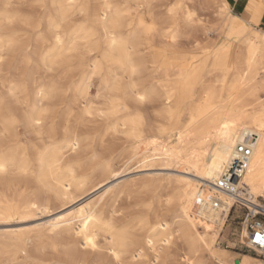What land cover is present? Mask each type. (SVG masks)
<instances>
[{"label": "bare ground", "instance_id": "bare-ground-1", "mask_svg": "<svg viewBox=\"0 0 264 264\" xmlns=\"http://www.w3.org/2000/svg\"><path fill=\"white\" fill-rule=\"evenodd\" d=\"M153 1L158 0H49L47 36L40 38L35 59L43 72L28 71L21 78L0 75V165L4 168L0 176L12 168L20 178L33 177L40 186L37 192L22 195L13 203L0 200V218H24L33 207L46 209L51 193L62 204L85 187L86 179L75 174L76 166L65 153L79 148L75 123L87 116L111 120L108 128L114 132L127 126L138 147L143 145L144 163L181 162L198 179L176 178L179 185L167 193L164 202L161 199L162 209L159 206L141 220L144 235L139 244L131 241L129 229L119 226L112 213L103 216L96 208L84 207L75 214L59 216L51 221L48 232L58 231L68 237L47 238L44 247H67V251L62 259L50 264H89L86 250L97 249L99 239L117 264L127 253L135 264L146 251L152 255L151 263H155L168 257L167 250L176 238L184 245L179 256L181 264H195V260L203 264V253L225 264L212 249L232 209L240 205L264 209L260 201H264V32L234 17L225 0H206L209 7L218 8L219 24L214 31H218L220 40L181 48L175 40L181 28L194 21L188 3L191 0H159L164 7L162 22L149 10ZM141 7L148 11L140 13ZM76 13L83 16L81 22L72 21L62 30V24ZM204 31L207 34L211 29ZM18 43L15 33L0 36V72L4 52ZM72 53H77L73 62ZM25 60L32 62L29 55ZM67 62L79 72L70 83L59 127L55 101L61 92L62 70L54 76L49 73L55 70L54 65L57 69ZM144 70L151 71L154 83L149 90L140 91L132 76ZM97 78L111 94L105 108L95 107L90 99ZM128 91L138 101L140 96L160 101L159 115L175 135L174 144L144 137L137 117H117L126 109ZM21 128L24 132L31 130L39 144H24L19 137ZM238 144H246L251 150L247 169L237 186L239 199L215 192L214 188ZM102 168L112 173L110 164ZM211 198L217 200L216 208L211 206ZM31 233L25 230L2 236L29 258L26 246L32 242ZM246 236L244 226V243ZM69 237L81 243L71 244ZM128 247L133 251L129 252ZM238 264L247 263L244 259Z\"/></svg>", "mask_w": 264, "mask_h": 264}, {"label": "rangeland", "instance_id": "rangeland-1", "mask_svg": "<svg viewBox=\"0 0 264 264\" xmlns=\"http://www.w3.org/2000/svg\"><path fill=\"white\" fill-rule=\"evenodd\" d=\"M188 3L193 9L194 21L191 25L181 28L175 44L181 48H188L206 41L220 40V37L217 36L218 31H214L219 24L217 6L209 7L206 0H191ZM149 7V10L156 14L159 22H162L165 18L162 1H153ZM50 9L49 0H0V36L5 37L15 33L19 40L13 49L5 51L3 54V67L0 72L2 78H21L28 71L43 72L35 59L37 58L36 52L40 48V38L47 36L46 15ZM147 11L144 7L139 9L140 13ZM82 19L83 16L76 13L71 20L69 18L62 24L61 29L65 30L72 24V21L75 24L80 23ZM204 28H210L211 31L206 34ZM79 43L82 44L83 42ZM79 51L83 52L84 50L80 49ZM26 55L32 58V62H26ZM72 55L73 62L76 60L77 53H72ZM70 65L72 63L67 62L57 69V65H54L55 70L49 73L54 76L59 70H62L61 92L55 101L59 127L61 126L60 116L68 103L70 83L77 78L79 72L78 69L72 68ZM69 67L72 69L70 70ZM132 78L136 89L140 91L149 90L154 83L150 70L134 74ZM93 83L90 99L95 107L105 108L110 101L111 94L102 88L99 78L95 79ZM124 101L126 109L118 113L117 117H137L139 118V129L144 137H156L160 140L163 139L162 141L167 140L166 142L171 144L175 143V135L168 130L167 121L159 115L162 104L157 98H150L141 102L136 100L132 92L128 91ZM110 121L102 117L87 116L81 122L75 123L80 146L75 152L67 151L65 157L75 164V174L85 178L87 183L81 191L75 193L74 199L61 204L53 199V193H51L46 209L42 206L39 207L40 209L33 207L30 214L24 218L16 216L0 218V264H44L43 262L50 264L62 259L67 247L51 250L44 246L47 238L61 239L68 236L63 233L60 234L58 231L48 232L49 224L58 219L59 216L75 214L77 210L84 207L96 208L95 210L103 216H109L112 213L119 226L122 225L129 229L132 234L131 241L139 244L144 235L140 228L141 220L148 213H152L154 209H158L159 206V209H162L166 195L170 193L172 188L179 185L176 178L198 181L193 173L186 170L187 167L184 163L157 161L149 165V163L147 164L149 160L144 163L142 161L143 145L138 147L127 126L119 127L120 130L118 128L117 132L109 129ZM21 131L19 137L24 144L27 142L28 146L32 143L39 144L31 130L24 132L21 128ZM104 164L111 165V174L103 171L102 166ZM39 188V184L33 177L23 178L21 176L20 178L12 168H9L4 176H0V200L3 201L13 203L20 200L19 197L22 195H32ZM260 201L264 204V201L261 199ZM240 208L234 207L223 227L219 229L212 253L225 264H238L244 256L256 264H262L264 256L250 250L246 243L241 240V232L244 228L242 217L245 211ZM25 230L32 231L31 236L33 237L32 242L28 244L29 246H26L28 255H30L29 258H25L24 254L12 248L10 242L3 237L9 232ZM69 241L71 244L81 243L78 239L74 240L73 237H69ZM100 241L101 239L97 242V249L86 250L90 258L89 264H99L100 261L102 264H117L110 258L107 246ZM127 250L133 251L130 247ZM183 250L182 240L176 238L167 250V258H160L157 262L151 263L153 261L152 255L146 251L145 257L135 264H181L179 256ZM201 262L203 264H218L208 253H203ZM120 264H132L130 253L122 256ZM195 264H198L197 260H195Z\"/></svg>", "mask_w": 264, "mask_h": 264}, {"label": "built area", "instance_id": "built-area-1", "mask_svg": "<svg viewBox=\"0 0 264 264\" xmlns=\"http://www.w3.org/2000/svg\"><path fill=\"white\" fill-rule=\"evenodd\" d=\"M250 151L249 146L246 144L236 145L229 165L214 182L215 192H224L239 199L237 186L247 169ZM209 201L213 208L217 207L216 199L211 198ZM239 203V201H236L235 204ZM240 207L245 211L242 224L247 232L246 246L250 250L264 254V240L257 239L258 235L264 237V209L248 208L242 205Z\"/></svg>", "mask_w": 264, "mask_h": 264}, {"label": "crops", "instance_id": "crops-1", "mask_svg": "<svg viewBox=\"0 0 264 264\" xmlns=\"http://www.w3.org/2000/svg\"><path fill=\"white\" fill-rule=\"evenodd\" d=\"M231 14L253 30L264 32V0H225ZM253 26V27H252ZM247 264H256L244 256ZM242 259V260H243ZM241 260V261H242Z\"/></svg>", "mask_w": 264, "mask_h": 264}, {"label": "snow or ice", "instance_id": "snow-or-ice-1", "mask_svg": "<svg viewBox=\"0 0 264 264\" xmlns=\"http://www.w3.org/2000/svg\"><path fill=\"white\" fill-rule=\"evenodd\" d=\"M190 18H191V17H190ZM139 99H140L141 101H144L146 98H145V96H140ZM37 123H40V121H37ZM2 171H4V168H3V165H0V172H2ZM257 239H258V240H264V237H261V236L258 235V236H257ZM89 243H91V242L89 241ZM114 255H115V254H114ZM116 259L119 260V256H117Z\"/></svg>", "mask_w": 264, "mask_h": 264}]
</instances>
